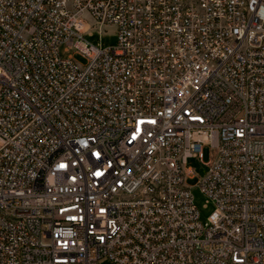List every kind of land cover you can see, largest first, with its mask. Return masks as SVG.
Wrapping results in <instances>:
<instances>
[{
  "label": "built area",
  "instance_id": "1",
  "mask_svg": "<svg viewBox=\"0 0 264 264\" xmlns=\"http://www.w3.org/2000/svg\"><path fill=\"white\" fill-rule=\"evenodd\" d=\"M103 260L264 264V0H0V264Z\"/></svg>",
  "mask_w": 264,
  "mask_h": 264
},
{
  "label": "rangeland",
  "instance_id": "2",
  "mask_svg": "<svg viewBox=\"0 0 264 264\" xmlns=\"http://www.w3.org/2000/svg\"><path fill=\"white\" fill-rule=\"evenodd\" d=\"M88 40L95 45H101L103 47L113 46L117 43V36L115 28L112 26H99L96 25L94 34L92 37H88ZM79 62H83L80 57L76 58ZM208 161V151H205V162ZM187 167L192 169L193 178H187V185L191 187L195 205L200 213V221L207 223L210 216L215 211L213 203L209 202L199 187L200 179L204 178L208 173V167L203 164L199 158H191L187 162ZM101 264H113L108 260H103Z\"/></svg>",
  "mask_w": 264,
  "mask_h": 264
}]
</instances>
